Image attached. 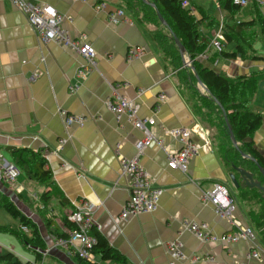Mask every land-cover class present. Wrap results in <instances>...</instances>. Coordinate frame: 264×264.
Masks as SVG:
<instances>
[{
	"label": "crops",
	"instance_id": "obj_1",
	"mask_svg": "<svg viewBox=\"0 0 264 264\" xmlns=\"http://www.w3.org/2000/svg\"><path fill=\"white\" fill-rule=\"evenodd\" d=\"M37 1L55 6L64 14L63 26L71 36L87 35V40L97 50L96 67L85 78H79L76 72L84 62L81 56L57 41L45 42L21 10L9 0H0V150L11 161H14L13 150L42 151L53 175L52 181L38 182L23 170L15 183H6L0 178V189L38 224L45 246L41 250L42 263L81 264L75 253L57 245L56 241L57 232H70L65 223L68 212L86 199L96 205L95 227L124 258V261L104 260L94 254L91 261L98 264H172L173 261L174 264H238L246 261L248 253L254 250L245 239L231 244L202 242L183 227V220L205 222L219 236L236 231L238 226L252 228L257 236L259 258L249 263L264 264L263 233L257 215L258 211L261 215V210L243 198L242 194L249 189L235 185L230 177L234 172L225 163L215 142L211 151L192 156L186 170L168 165V155L178 151L182 142L165 129L198 123L213 129L202 120L206 109L200 100L207 90L199 80L197 90L186 73L182 72L183 76L179 77V69L153 40L151 27L134 18L119 0ZM101 1L107 3L103 10L96 7ZM188 1L194 13L196 6L201 17L204 16L205 9L196 0ZM120 8L126 11V18L111 22L108 14ZM218 8L222 21L232 17L220 4ZM245 9L233 19L256 17L252 4ZM206 24L207 21L203 25ZM211 28L208 31L204 27L210 40L216 32ZM257 29H262L260 20ZM235 44L227 41L224 49L234 52ZM133 46L144 48L145 53L129 60ZM204 52L207 57H201L202 52L199 60L210 68L218 66L217 71L224 75L236 78L263 72L251 108L263 115L253 141L264 155V58H227L209 46ZM258 53L264 57L262 49L259 48ZM33 73L39 74L35 81L29 79ZM73 84L79 85L75 91L71 89ZM115 86L121 94L141 104L138 112L141 118H156V124L150 128L161 141L152 142L139 155L141 164L164 188L158 208L125 219L121 218V213L130 195L129 178L121 174L115 146L121 143L120 153L135 157V143L143 136V131L135 127L127 114L118 118L109 108L108 98L113 96ZM160 93L167 98L157 105ZM64 111L84 115L87 121L83 125L68 126ZM61 138L66 139L64 148L55 152ZM193 140L202 144L196 135ZM216 182L224 183L229 189L237 205L235 222L238 226L220 218L214 205L203 200V193ZM49 190L48 198L41 199ZM18 225L20 229V222ZM0 240L12 243L5 245L0 241V255L12 251L23 262L37 260L36 249L11 236L2 235ZM173 240L181 242L184 257L174 259L167 249V242ZM21 254H26L28 259Z\"/></svg>",
	"mask_w": 264,
	"mask_h": 264
},
{
	"label": "trees",
	"instance_id": "obj_2",
	"mask_svg": "<svg viewBox=\"0 0 264 264\" xmlns=\"http://www.w3.org/2000/svg\"><path fill=\"white\" fill-rule=\"evenodd\" d=\"M121 6L124 7L134 18L141 21L144 25L151 27V35L153 40L162 49L164 55L170 62L175 64V67L180 72L187 74V78L193 84L192 87L197 89L198 78L205 85L207 90L201 95L200 102L206 111H201L202 120L210 125V128L215 130L212 136V142H215L218 151L223 156L225 163L232 168L238 182L239 188L243 190L249 189L255 192H244L243 198L250 202L255 207L261 210L257 212L260 221L259 228L262 230L261 236L264 245V192L258 187L248 188L241 174L233 168H245L254 174L256 180H260L264 184V176L258 164L251 158L244 156L249 154L258 159L264 167V155L258 150L253 141L255 132L261 127L263 115L255 112L251 108L253 98L258 90L259 82L262 73H254L250 76H238L231 78L223 73H220L214 68L205 66L198 58V55L204 52L209 44L210 39L205 35L204 22L207 21V27L211 28L215 24L223 23V29L226 36V42H235L236 50L234 52L223 49L220 53L227 58L241 57L245 60H260L264 57L258 53L256 43L260 39V32L257 29L258 20L262 23L264 30V16L260 12L259 3L252 0V8L256 13V17L251 20H234L236 15L243 8L234 0H219L222 8L230 12V18H224L222 22L215 17L207 14L203 10L204 16L198 17L193 11V7L183 6V0H119ZM164 17V24L157 9ZM202 10V8H200ZM174 32L181 40L185 47L184 55L181 53L175 38ZM188 57V58H187ZM185 59H189L192 63L187 65ZM194 68V69H193ZM183 72V73H182ZM198 90V89H197ZM199 92V91H198ZM205 104V105H204ZM225 115L233 129L236 140L239 143L238 149L230 138V132L227 126ZM15 163L21 171L25 172L38 182L52 181V171L47 168V158L42 151H33L28 148L22 150H13ZM234 170V171H233ZM240 175V176H239ZM52 183V182H51ZM49 191L42 194L41 199H47ZM46 207V205H45ZM4 209L13 218L18 219L20 226L26 225L29 231L26 232L20 229H14L4 225H0V231H10L15 233L18 238L28 247L34 248L37 260L42 256L41 250L45 249L42 242V236L38 224L25 214L14 201H12L6 193L0 189V210ZM65 223L69 226L70 232L77 228V224L68 218H65ZM93 235L97 239V243L93 247V253L100 255L104 260L124 261L121 253L115 249L109 241L93 227ZM70 232H57L59 238L68 237ZM81 264H98L95 261L83 258L76 254ZM30 261V260H29ZM0 262L5 264H24L14 252L10 251L0 255Z\"/></svg>",
	"mask_w": 264,
	"mask_h": 264
},
{
	"label": "built area",
	"instance_id": "obj_3",
	"mask_svg": "<svg viewBox=\"0 0 264 264\" xmlns=\"http://www.w3.org/2000/svg\"><path fill=\"white\" fill-rule=\"evenodd\" d=\"M11 3L21 10L28 19L29 24L41 36L45 42L57 41L68 49L73 50L84 59V62L77 69V76L85 78L96 67L97 50L94 45L87 40V35L80 34L77 38H73L64 26L63 20L65 18L55 6L50 3L40 2L37 0H9ZM264 9V0H256ZM235 3L242 7L248 6L251 0H234ZM107 6L105 1H101L96 7L103 10ZM183 6H190L188 0H183ZM111 22L118 23L126 18V11L123 8L116 9L108 14ZM226 36L223 29V23L219 25V29L215 32L211 39L209 47L221 52L224 49ZM145 49L140 46H133L129 50L128 58L133 60L142 56ZM201 57L206 58V52L201 54ZM189 59L186 60L187 65H191ZM39 74L33 73L29 79L31 81L37 80ZM126 84V83H124ZM79 85L73 84L71 89L77 90ZM114 94L108 98V106L111 111L120 118L127 114L134 123L135 127L143 131V136L137 140L135 146L137 148V155L133 158H128L120 153L122 144L118 143L115 146V151L120 158L121 174L129 178V198L125 203L121 218L125 219L130 215H138L144 212H153L158 208L160 198L164 192V188L156 183V180L149 173V171L141 164L139 155L143 154L146 148L154 141L161 143L155 136L150 126L156 124V118H141L138 114L141 104L136 99H131L121 94L117 87H113ZM167 98L166 94L160 93L158 95V104L161 105ZM65 123L68 126L83 125L87 121L84 115L72 114L69 112H62ZM174 138L182 142V147L168 155V165L171 168H179L186 170L190 158L200 152H209L212 150V135L209 128L198 123L191 127L180 126L170 129H165ZM196 135L202 141V144L193 140ZM66 139L61 138L56 145L55 152L63 150ZM22 171L19 166L9 159H7L0 150V178L6 183H15ZM203 200L211 202L215 207V212L220 218H225L235 222V211L237 205L231 196L229 189L224 183L216 182L213 187L203 193ZM76 208L68 212V218L77 224V228L72 230L68 237L58 238L56 243L71 252L92 260L94 253L93 247L97 243L96 237L91 233V229L95 227L93 220V210L96 205L89 200L83 199L76 204ZM183 227L193 232L202 242L220 241L224 244H231L241 239L251 242L254 250L249 252L246 261H240L238 264H250L249 261L253 258H259V251L257 249V236L252 228L247 226H238V229L233 232H228L221 236L216 235L209 228L205 222H195L193 220H183ZM99 227V226H98ZM26 232L29 228L26 225L20 226ZM167 249L174 259L184 257L182 244L178 240L167 242ZM198 257H196L197 259ZM24 264H43L42 261L33 260L24 261ZM174 264V261L172 262Z\"/></svg>",
	"mask_w": 264,
	"mask_h": 264
},
{
	"label": "rangeland",
	"instance_id": "obj_4",
	"mask_svg": "<svg viewBox=\"0 0 264 264\" xmlns=\"http://www.w3.org/2000/svg\"><path fill=\"white\" fill-rule=\"evenodd\" d=\"M198 5H200L201 7H203L206 12L211 15V16H214L215 18H217L220 22H222V19H221V15L220 13H218L219 11V8H218V0H196ZM252 1V0H251ZM195 6V5H194ZM260 6V5H259ZM245 7L242 8V10H246ZM195 9L198 13V17H201L202 13L201 11L199 10V8L195 6ZM196 11H195V14H196ZM260 12L262 13V15H264V9L260 6ZM228 14V13H226ZM204 27L207 28V30L209 31L207 25H204ZM213 28H215V31H217L219 29V25L217 24L216 26H214ZM211 28V29H213ZM260 32V39L258 40L257 44H256V47L259 49H262V51H264V30L261 29L259 30ZM214 37V35H212V38ZM211 38V39H212ZM257 49V50H258ZM188 58V57H187ZM187 60V59H186ZM213 68H215L216 70H219L218 66H214L213 65ZM230 77V76H229ZM233 78V77H231ZM257 112V111H256ZM211 129V128H210ZM211 131V135L213 136L215 134V130L213 131V129L210 130ZM0 224H4V226H7V227H11L13 228L15 226L14 229H19V222L18 220L14 219L9 213H7L4 209H2L0 211ZM2 235H6V236H11L13 237L14 239L17 240V242L19 243H22V241L18 238V236L15 234V233H11L10 231H0V236ZM1 242H3L5 245H12L11 242H4L2 240H0ZM14 244V243H13ZM23 244V243H22ZM23 251L27 252L25 249H23ZM29 253V251H28ZM23 255V254H21ZM26 255V254H25ZM23 255V256H25ZM30 256L32 258H34L35 256L33 254H30ZM25 258H27V256H25ZM28 259V258H27ZM30 259V258H29Z\"/></svg>",
	"mask_w": 264,
	"mask_h": 264
},
{
	"label": "water",
	"instance_id": "obj_5",
	"mask_svg": "<svg viewBox=\"0 0 264 264\" xmlns=\"http://www.w3.org/2000/svg\"><path fill=\"white\" fill-rule=\"evenodd\" d=\"M156 9H157V13H158L161 21L164 24H166V21H165L164 17L162 16L161 12L158 10V8H156ZM172 34H173V36L175 38V41H176L181 53L184 55V53H185L184 45L182 44L181 40L177 37V35L174 32H172ZM185 62H186V59H185ZM196 76H197L200 84H202L205 87V85L200 81L197 73H196ZM225 119H226L227 126H228V129H229V132H230V138H231L233 144L238 149H240L239 143H238V141L235 138L233 129H232L231 124L229 123L228 118H227L226 115H225ZM244 156L249 157L253 161H255L258 164V166H259V168H260V170H261V172H262V174L264 176V167L260 164L258 159L256 157H254V156L249 155V154H245ZM233 168L235 170H237L241 174L246 186L251 187V188L252 187H258L259 189H261L264 192V184L260 180H256L255 177H254V174L252 172H250L249 170H247L245 168L237 167L236 165H233ZM230 177H231V179L233 180V182L235 183L236 186H240V183L238 182V180H237V178H236L234 173H231Z\"/></svg>",
	"mask_w": 264,
	"mask_h": 264
}]
</instances>
